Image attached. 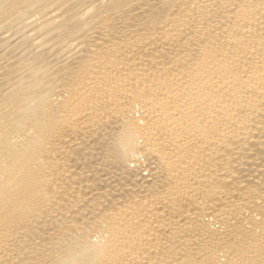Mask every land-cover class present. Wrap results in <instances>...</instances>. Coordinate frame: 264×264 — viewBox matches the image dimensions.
I'll return each instance as SVG.
<instances>
[{
    "label": "bare ground",
    "instance_id": "6f19581e",
    "mask_svg": "<svg viewBox=\"0 0 264 264\" xmlns=\"http://www.w3.org/2000/svg\"><path fill=\"white\" fill-rule=\"evenodd\" d=\"M0 264H264V0H0Z\"/></svg>",
    "mask_w": 264,
    "mask_h": 264
}]
</instances>
